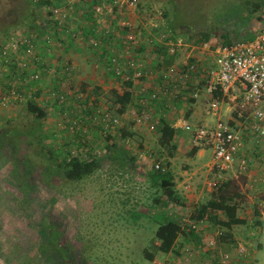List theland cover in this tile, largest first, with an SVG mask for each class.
<instances>
[{"label":"rangeland","instance_id":"rangeland-1","mask_svg":"<svg viewBox=\"0 0 264 264\" xmlns=\"http://www.w3.org/2000/svg\"><path fill=\"white\" fill-rule=\"evenodd\" d=\"M263 4L264 0H0V50L17 43L8 57L14 64L0 67V264H64L65 259L72 264H177L178 257L189 253L195 262L218 264L226 258L230 264H264V210L258 207L264 186L240 205L237 215L244 225L227 231L207 222L195 234L188 221L208 200L211 153L198 156L190 135L182 130L172 141V158L159 145L162 121L171 125L179 117L199 124L188 116L194 92L199 91L197 101L205 107L201 91L210 66L203 72L196 64L195 74L200 69L197 78H202L197 84L193 75L181 80L183 60L177 59V51H195L207 31L214 44L224 43V35L235 40L237 31L239 37L250 36L259 29ZM170 34L180 46L163 43ZM152 36L162 38V43ZM171 47L174 54L168 51ZM147 50L157 54L150 67L159 85L163 71L176 70L168 101L152 99V87H146ZM126 90L134 99L121 108L117 95ZM90 102L92 110L84 106ZM28 104L45 113L39 123L43 143L60 161L96 157L99 169L77 182L52 176L37 141L15 128L33 125ZM140 114L144 117L138 124L135 116ZM117 151L127 155V162L132 158L140 171L127 166L121 156L113 158ZM155 164L173 178L182 206L167 203L151 182ZM157 199L160 204H155ZM165 218L179 225L183 234L176 236L170 253H156L167 232ZM211 239L213 247L208 245ZM239 246L245 257L237 255ZM144 250L154 253L153 262L145 260Z\"/></svg>","mask_w":264,"mask_h":264},{"label":"built area","instance_id":"built-area-1","mask_svg":"<svg viewBox=\"0 0 264 264\" xmlns=\"http://www.w3.org/2000/svg\"><path fill=\"white\" fill-rule=\"evenodd\" d=\"M95 10L96 13L100 12L99 8ZM257 23L259 29L252 33L254 35L252 39L239 37L238 41L215 50L214 66L208 72L201 91L205 100V114L210 121L200 125L183 121L179 126L177 123L172 126L175 130L180 128L190 135L196 150L210 151L208 172L212 179L208 181V185L211 189L226 180H238L242 177L241 192L248 199L264 186V5L259 8ZM29 33L31 32L26 31L27 35ZM166 36L169 38L168 42L155 36L152 38L155 42L163 41L168 46L181 45L175 38ZM23 42H20L21 45ZM16 44L0 50V67L14 64L9 62L8 57L10 53L16 52ZM175 47H171L169 53L174 54ZM112 61L115 62V59ZM22 65L23 68L26 67V63ZM113 66L118 71V66L115 64ZM195 72L196 64L187 58L182 62L179 78L188 80ZM175 74L174 68L163 71L160 77L161 84L151 94L152 99L169 100L171 95L169 82L171 76ZM191 97L199 99V91L194 92ZM84 106L86 109H93L91 102L85 103ZM143 117L141 114L136 115L135 122L142 123ZM110 122L113 125L118 124L116 118L110 119ZM150 129H153V125ZM154 168L166 173V169L159 164H155ZM256 169L259 172L255 173ZM228 174L233 175L227 177ZM258 207L261 211L264 210V200L259 202ZM188 224L189 229L198 234L207 221L190 219ZM208 245L214 246L213 239L208 241ZM237 255L245 257V249L242 246L238 247ZM192 258L191 253L184 254L178 257L177 264H213L195 262ZM234 263L240 264L238 260ZM218 264L230 262L226 258H221Z\"/></svg>","mask_w":264,"mask_h":264},{"label":"trees","instance_id":"trees-1","mask_svg":"<svg viewBox=\"0 0 264 264\" xmlns=\"http://www.w3.org/2000/svg\"><path fill=\"white\" fill-rule=\"evenodd\" d=\"M264 5V4H263ZM235 18V17H234ZM236 21V19H234ZM243 27V26H241ZM211 32L207 31L201 34V43H207L210 40ZM224 37V43L228 41L226 35ZM250 38V37H249ZM118 72V71H117ZM160 81V79H159ZM161 82V81H160ZM153 90H151V94ZM132 93L130 91H124L121 95H117V104L121 108L129 105L133 100ZM26 111L32 118V126L16 125L17 132L23 135H31L38 143L42 155L48 162V169L52 173V176L58 177L62 182H77L83 178L93 175L100 167V160L96 157L92 159H78L71 158L69 161H60L50 149L49 146L43 143L42 128L39 124L42 119L45 118V113L32 104H28ZM121 113V112H120ZM159 145L161 148L170 151L169 158L173 157V151L175 147L172 141L176 135L175 129L167 122L162 121L159 126ZM127 136V134H124ZM197 150L194 149L193 152ZM115 154V155H114ZM121 156V160L129 167H132L135 171H140V168L134 166L133 159L127 162V155L124 152L117 151L112 153V157ZM123 156V157H122ZM156 170V169H155ZM150 180L153 184L157 185L162 190V195L167 198V203L182 206V201L179 195L175 191V183L171 176L162 173L160 170H156L150 174ZM243 182V178L238 180L229 179L222 182L219 186H216L210 190L208 200L194 209L191 219L192 220H205L212 226L230 231L234 226H240L245 224V220L238 217L240 205L246 201V197L242 194L240 185ZM155 204H160L157 199ZM255 216L260 217V212L255 211ZM163 226H166L167 232L160 239V244L155 247L156 253L168 254L175 245L176 236L182 235L180 226L176 223L164 219ZM257 226H261L260 222H257ZM55 237L56 235L53 234ZM194 238H197L191 233ZM56 238L53 239V243ZM50 241V240H48ZM45 246V245H44ZM46 248L51 250L53 247L47 246ZM143 256L148 262H153L154 253L144 250ZM64 264H72L69 260L65 259Z\"/></svg>","mask_w":264,"mask_h":264},{"label":"crops","instance_id":"crops-1","mask_svg":"<svg viewBox=\"0 0 264 264\" xmlns=\"http://www.w3.org/2000/svg\"><path fill=\"white\" fill-rule=\"evenodd\" d=\"M241 30H243V29H241ZM170 36L173 37V38H176V35L170 34ZM245 37H246L245 39L249 40L250 38L252 39V37H254V35L253 34H251L250 36L249 35L248 36L245 35ZM235 38H236L235 40H232V39L229 40L228 39V41L225 42V43H215V44L212 41L209 40L207 43H203L202 46L195 47V51H194V47H191L192 50L189 51V52H186L185 48L184 49H180L179 51H177L176 57H177V59L179 58V59H181L183 61L186 60L187 58H190L191 61L193 59V62L195 64H199L200 63V68H202L203 72L205 71L206 67L210 66L209 67L210 68L209 71H210L212 66H214L213 63H214L215 50L217 48H219V47L227 46V45H229L232 42L238 41L239 40V32L238 31L235 33ZM169 44H170V42H169ZM166 45H167V43H166ZM143 56H144V59L147 62L145 69H146L147 74H148V78H147L148 79L147 80L148 83H146V87L147 88L152 87L150 90L154 91L159 86V83L156 80V75L153 74L154 69L150 67V60H152V59L154 60L155 57L157 56V54L154 52V54L150 55L149 51L147 50L146 52H144ZM153 62H154V65H155V61H151V63H153ZM142 65H143V63H142ZM143 69H144V67H143ZM208 72H206V75H204V77L207 76ZM199 73H200V69H199L198 74ZM194 74H193L194 77H192V81H193L194 84H197L199 81H202V78H197L198 74L197 75L196 74L194 75ZM192 81H190L189 83H191ZM143 84L144 83H142V85ZM202 100L204 101V105H205V100L204 99H202ZM162 106L166 107V105H162ZM158 107L159 106H157L155 111L158 110ZM188 116L189 117L191 116L192 121H197L198 120L199 124H196V125H200V124H203V123H208L210 121L208 119V117L206 116V114H205V107H202V104L199 103V101H197L196 99H191V107H190V111L188 112ZM168 119L171 120L172 117L168 115ZM173 120H175V118ZM183 120L184 119L178 117V118H176V120L173 123H171V126H173L174 123H177V125L179 126L181 124V122H183ZM185 122H187V121H185ZM178 130H181V129L177 128L175 131L177 132ZM175 138H176V135H175L174 139ZM200 152H202V151H198L197 150L196 154L199 156Z\"/></svg>","mask_w":264,"mask_h":264}]
</instances>
